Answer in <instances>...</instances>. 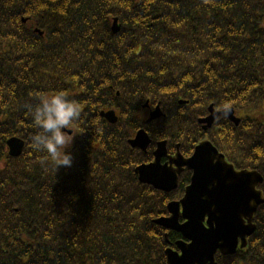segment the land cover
<instances>
[{
  "label": "trees",
  "instance_id": "16d2710c",
  "mask_svg": "<svg viewBox=\"0 0 264 264\" xmlns=\"http://www.w3.org/2000/svg\"><path fill=\"white\" fill-rule=\"evenodd\" d=\"M57 93L81 114L71 167L31 147L27 106ZM145 101L163 115L139 118ZM211 104L239 124L220 115L204 132L197 119ZM109 107L113 125L99 115ZM136 124L172 150L207 137L263 176L264 196V0H0V264H166L165 234L171 247L182 236L154 220L189 178L170 192L139 182L151 146L130 148ZM253 223L246 247L217 252V264H264V202Z\"/></svg>",
  "mask_w": 264,
  "mask_h": 264
},
{
  "label": "water",
  "instance_id": "95a60500",
  "mask_svg": "<svg viewBox=\"0 0 264 264\" xmlns=\"http://www.w3.org/2000/svg\"><path fill=\"white\" fill-rule=\"evenodd\" d=\"M111 29L114 33L119 30L116 19ZM179 103L184 102L180 100ZM208 110L209 115L199 119L200 123L206 124L204 129L210 127L220 114L234 124L239 122L232 107L216 111L210 105ZM100 115L110 123L117 121L113 110L102 111ZM160 115L157 106L150 112L149 120ZM129 143L132 147L145 150L149 137L140 130ZM6 145L8 155L17 157L22 152L24 141L13 136L6 141ZM164 154L166 148L163 141L157 143L153 162L137 166L135 173L140 182L168 192L176 188L177 176L183 166L192 170L184 196L168 204L169 216L154 220L168 230L179 232L184 238L176 242L178 250H165L167 264H217V251L229 255L245 248L247 237L255 230L253 214L264 202L262 192L256 188L263 181L262 176L255 170H236L208 140L199 142L187 159L177 152L174 160L172 158L175 167L160 162Z\"/></svg>",
  "mask_w": 264,
  "mask_h": 264
},
{
  "label": "clouds",
  "instance_id": "9594fccd",
  "mask_svg": "<svg viewBox=\"0 0 264 264\" xmlns=\"http://www.w3.org/2000/svg\"><path fill=\"white\" fill-rule=\"evenodd\" d=\"M33 125L38 131L31 136V147L46 152L57 162V167H71L73 155L66 151L72 145L74 135L70 125L80 119L79 108L70 102L63 93L41 98L34 107L28 105ZM227 109V105L224 106ZM64 150L61 152V150Z\"/></svg>",
  "mask_w": 264,
  "mask_h": 264
},
{
  "label": "flooded vegetation",
  "instance_id": "af4514ba",
  "mask_svg": "<svg viewBox=\"0 0 264 264\" xmlns=\"http://www.w3.org/2000/svg\"><path fill=\"white\" fill-rule=\"evenodd\" d=\"M149 109H153V107H150V108H145V107H142V112H140V117L143 121H146L147 123L151 122V121H147V118H148V111ZM135 127L133 129H129L130 132L132 134H130L131 136L128 137L127 139V142L130 146L131 149H138L139 151L143 152L145 155L148 153L147 150L149 149V147L151 146V151L150 153L146 156V159L144 162L140 163V164H149L151 163V161H153L154 159V151L155 149L157 148V143L159 142H165V146H166V154H164L163 156L160 157V162L163 164V163H167V164H172L173 167L175 165L174 163V158L173 157H176V153L177 151H179L182 155L183 158H188L191 156V154L193 153V150L192 151H186V150H182L180 149V145L178 143H174L173 146H175V149L172 150V145L170 144V141L167 140L166 138H163V137H160V138H157L156 140H153L151 137H150V134L145 130L144 126H141V124H136L134 125ZM202 125L200 124V127ZM140 130H143L147 136L149 137V144L147 145L145 151H142L141 149H139L138 147H132L131 144L129 143V141L131 139H133L136 135V133ZM208 131V129L206 130V132ZM173 158V160H172ZM149 160V161H148ZM140 164H137V165H140ZM136 165V166H137ZM238 170V169H237ZM191 174H192V171L190 169H187L186 167H182L180 173H178V182L180 179L184 180V179H187L189 178V182H190V178H191ZM189 182L187 184H189ZM186 184V185H187ZM186 185L184 186V188L186 187Z\"/></svg>",
  "mask_w": 264,
  "mask_h": 264
}]
</instances>
